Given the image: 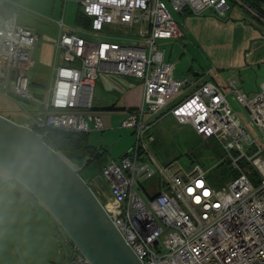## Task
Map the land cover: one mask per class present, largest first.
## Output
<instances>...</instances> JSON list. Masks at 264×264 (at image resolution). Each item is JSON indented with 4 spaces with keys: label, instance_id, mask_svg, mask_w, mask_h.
I'll use <instances>...</instances> for the list:
<instances>
[{
    "label": "built area",
    "instance_id": "1",
    "mask_svg": "<svg viewBox=\"0 0 264 264\" xmlns=\"http://www.w3.org/2000/svg\"><path fill=\"white\" fill-rule=\"evenodd\" d=\"M77 3L90 21L89 29L56 22L64 28L55 47L65 64L54 69L44 102L32 94L28 78L38 37L14 15H4L7 2L0 0L2 94L13 96L32 129L90 134L104 130L101 118L92 113L98 76L138 79L140 102L120 124L132 130L134 146L119 161L105 163L99 173L113 197L103 199L105 211L124 241L142 264H264V80L251 97L232 83L222 89L211 82L182 97L185 83L173 78L172 65L159 47L181 37L172 13L184 9L195 16L211 10L224 17L237 5L264 18L240 0ZM230 102L246 116H238ZM168 116L221 147L226 154L221 162L227 161L231 169L225 187L214 189L197 164L183 171L175 162L150 163L147 132ZM151 178L157 179L159 190L143 196L140 183ZM190 188L194 195H189ZM54 237L61 264H88L56 222Z\"/></svg>",
    "mask_w": 264,
    "mask_h": 264
},
{
    "label": "crops",
    "instance_id": "2",
    "mask_svg": "<svg viewBox=\"0 0 264 264\" xmlns=\"http://www.w3.org/2000/svg\"><path fill=\"white\" fill-rule=\"evenodd\" d=\"M5 1L7 5L2 9L4 15H14L20 26L29 29L38 37L37 45L31 53L28 78L31 92L33 88L32 94L35 97L44 99L45 93L52 85L54 69L65 64L62 55L55 47V43L58 41L61 31L64 28L60 29L56 22L62 19L66 27L82 29V27L75 23L76 13L80 7L76 0H55L60 5L58 15H44L39 12V0ZM43 1L47 5L49 13L53 9L54 0ZM68 1L76 2L78 7L74 12V24L72 26L65 19L67 13V5L65 3ZM172 16L178 24L181 37L163 41L159 43V47L163 53L164 60L172 65L173 78L185 83L182 97L185 94L188 95L197 86L205 82L215 83L221 86L222 89L226 88L227 83H232L235 87L248 94L251 91L257 90L258 85L264 80L263 20L255 18L251 13L236 5H232L224 17L217 16L211 10L205 11L201 16H195L188 9L182 10L181 13H172ZM87 29L89 28H84V30ZM173 46L178 47L180 51L183 50V53L186 49L194 50L197 48V52L200 54L202 60H206L208 68H205L206 70L201 68L199 72L195 68L190 67L183 72V77L176 75V61L173 58L171 59ZM35 53L38 55L37 62L32 59ZM210 68L214 69L210 70ZM208 69L210 70L209 72ZM141 93V82L136 78L99 75L95 81L92 110L93 114L101 118L104 126V130L99 132L101 133L109 129L112 125L113 118L116 122L119 119L124 120L139 104ZM231 107L235 110L237 106L234 105ZM0 115L11 119L17 124H27L26 112L17 106V102H15L12 95L2 94L1 89ZM165 119H171L173 122H176L170 116ZM163 120H159L148 130L147 136L149 139L147 137L145 142L147 149L153 150L157 142L168 138L167 135L173 133V129L169 131L165 127L158 126ZM178 129L183 128L178 126ZM178 132H182V130ZM132 133L131 131V136ZM87 135L89 136V134ZM109 141H112L110 136L108 138L104 136L98 137L92 143L89 142L90 144L86 139V145L69 152L71 154V158H69L77 164H81L85 157L91 158L90 151L95 149L101 151V147L105 146ZM130 151L131 145L117 159L110 157L102 162L101 165L109 161H119ZM175 157L167 155L161 159L154 155L153 158L150 156L151 161L150 159L149 161L150 163L153 162L155 166L159 165L158 163L168 162L169 160L167 159H174ZM93 160L88 161L86 168L81 173V176L87 181L92 178L90 177V164L99 161ZM140 184L143 190V193L141 192L143 196L146 194L153 196L159 190L156 178L142 181Z\"/></svg>",
    "mask_w": 264,
    "mask_h": 264
},
{
    "label": "water",
    "instance_id": "3",
    "mask_svg": "<svg viewBox=\"0 0 264 264\" xmlns=\"http://www.w3.org/2000/svg\"><path fill=\"white\" fill-rule=\"evenodd\" d=\"M45 138L0 115V183L22 187L30 199L19 191L12 195L31 211L33 201L46 210L88 264H142L105 211L103 199L113 201L105 182L81 176L93 159L77 164Z\"/></svg>",
    "mask_w": 264,
    "mask_h": 264
},
{
    "label": "rangeland",
    "instance_id": "4",
    "mask_svg": "<svg viewBox=\"0 0 264 264\" xmlns=\"http://www.w3.org/2000/svg\"><path fill=\"white\" fill-rule=\"evenodd\" d=\"M65 5H67L65 19L72 26L74 24V12L78 8L77 3L68 1ZM39 8V12L44 15H58L60 11V5L55 0L53 9L49 13L43 0H39ZM178 49V47L173 46L171 56V59L173 58L176 61V75L183 77V72L190 67L195 68L199 72L201 68H208L206 60H202L197 48L194 50L186 49L184 53L183 50L180 51ZM37 56V53H35L34 57H32L35 62H37ZM212 69L214 68H210V70ZM210 70L208 69V72ZM254 92L251 91L249 93L250 97L253 96ZM46 93L44 99H42L44 102H47L48 99V92ZM230 104L234 106V103L230 102ZM235 110L238 116H246L242 107H235ZM122 120L119 119L116 122L113 118L109 129L101 133L99 131L92 132L87 137L88 143H92V141L101 136L105 138L110 136L112 139V141H109L110 143L107 142L105 146L101 147V159L94 164H90V177L100 178V169L104 165L101 166L102 162L110 157L117 159L126 148L130 147V145L131 147L134 146L135 137L133 133L132 136L130 135L132 130L120 129ZM158 126L165 127L169 131L173 129V133L167 135L168 138L157 142L153 150L146 148L148 154L152 158L156 155L161 159L167 155L176 156L174 159H167L169 160L168 162L158 164L175 162V165L183 171H189L191 166L197 164L206 172V179L216 190L225 187L231 181L230 165L227 161L221 162L226 154L213 139L202 140L189 126L179 125L171 119L164 118ZM178 126L183 129H178ZM180 130L182 132H178ZM67 154L70 157L71 154ZM220 163L222 164L218 165ZM15 191H19L22 196L25 195L26 198L30 199L27 192L16 183H0V264H61L62 260L58 256L54 237V220L46 210L34 201L32 205L35 210L31 211L21 200L12 195Z\"/></svg>",
    "mask_w": 264,
    "mask_h": 264
},
{
    "label": "trees",
    "instance_id": "5",
    "mask_svg": "<svg viewBox=\"0 0 264 264\" xmlns=\"http://www.w3.org/2000/svg\"><path fill=\"white\" fill-rule=\"evenodd\" d=\"M77 1V0H76ZM244 5L251 8L259 16L264 18V0H240ZM256 18V17H255ZM89 19L80 12L78 9L76 13L75 23L76 25L82 28H89ZM34 131L39 133H44L45 131L33 128ZM87 134H75V133H66L63 131L57 130H48L46 133L45 143L52 147L55 150L61 151L67 157L69 152L82 148L86 145ZM102 150V149H100ZM90 157L95 160H99L102 153L97 149L90 151ZM102 166V165H101ZM101 170V169H100Z\"/></svg>",
    "mask_w": 264,
    "mask_h": 264
},
{
    "label": "snow or ice",
    "instance_id": "6",
    "mask_svg": "<svg viewBox=\"0 0 264 264\" xmlns=\"http://www.w3.org/2000/svg\"><path fill=\"white\" fill-rule=\"evenodd\" d=\"M197 188H203V183L202 182H200V181H198L197 182ZM203 193H205L206 195H210V193L209 192H206V191H204ZM189 195H194V190L193 189H189ZM199 197V195H195V199L197 200V202H200L199 201V199H197ZM217 207H219V205H217Z\"/></svg>",
    "mask_w": 264,
    "mask_h": 264
},
{
    "label": "flooded vegetation",
    "instance_id": "7",
    "mask_svg": "<svg viewBox=\"0 0 264 264\" xmlns=\"http://www.w3.org/2000/svg\"><path fill=\"white\" fill-rule=\"evenodd\" d=\"M88 182V181H87Z\"/></svg>",
    "mask_w": 264,
    "mask_h": 264
}]
</instances>
